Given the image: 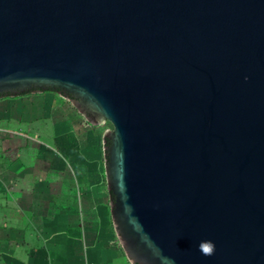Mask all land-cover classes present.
Masks as SVG:
<instances>
[{"label":"water","instance_id":"water-1","mask_svg":"<svg viewBox=\"0 0 264 264\" xmlns=\"http://www.w3.org/2000/svg\"><path fill=\"white\" fill-rule=\"evenodd\" d=\"M45 90L113 126L131 264H264V0H0V97Z\"/></svg>","mask_w":264,"mask_h":264},{"label":"crops","instance_id":"crops-1","mask_svg":"<svg viewBox=\"0 0 264 264\" xmlns=\"http://www.w3.org/2000/svg\"><path fill=\"white\" fill-rule=\"evenodd\" d=\"M106 192L103 135L68 100L0 97V264H131Z\"/></svg>","mask_w":264,"mask_h":264},{"label":"clouds","instance_id":"clouds-1","mask_svg":"<svg viewBox=\"0 0 264 264\" xmlns=\"http://www.w3.org/2000/svg\"><path fill=\"white\" fill-rule=\"evenodd\" d=\"M199 251L205 256H211L215 253V244L211 240H203L198 245Z\"/></svg>","mask_w":264,"mask_h":264},{"label":"rangeland","instance_id":"rangeland-1","mask_svg":"<svg viewBox=\"0 0 264 264\" xmlns=\"http://www.w3.org/2000/svg\"><path fill=\"white\" fill-rule=\"evenodd\" d=\"M97 129H98V133L99 134H102L103 135V138H104V135L106 134V132L108 130H110V131L113 130V126L109 122H103V123L97 125ZM104 164H105V158H104ZM104 185H105V189L107 190L106 177H105V168H104ZM106 194L108 196L109 193L106 192ZM106 204L108 205V198H107ZM109 214H110V210H109ZM110 219H111V217H110Z\"/></svg>","mask_w":264,"mask_h":264},{"label":"trees","instance_id":"trees-1","mask_svg":"<svg viewBox=\"0 0 264 264\" xmlns=\"http://www.w3.org/2000/svg\"><path fill=\"white\" fill-rule=\"evenodd\" d=\"M31 91H29V92H26V93H30Z\"/></svg>","mask_w":264,"mask_h":264}]
</instances>
